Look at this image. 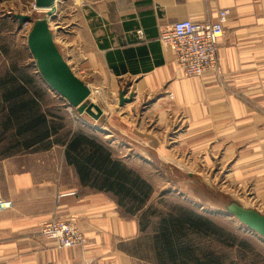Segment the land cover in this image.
I'll return each mask as SVG.
<instances>
[{
    "label": "crops",
    "instance_id": "obj_1",
    "mask_svg": "<svg viewBox=\"0 0 264 264\" xmlns=\"http://www.w3.org/2000/svg\"><path fill=\"white\" fill-rule=\"evenodd\" d=\"M221 9L228 16L218 42L219 74L184 77L160 34L176 20L215 22ZM77 19V37L60 52L91 95L107 89L114 103L112 117L101 119L107 132L126 143L149 127L162 135L156 127L173 109L193 151L220 150L227 176L253 186L254 209L264 214V0H89ZM121 92L132 97L122 106ZM130 117L132 124L124 120ZM60 165L43 174L37 166L0 163V199L13 206L0 211V264H150L130 253L136 220L122 216L108 194L64 185L63 170L75 177L62 157ZM50 220H72L82 243L57 248L40 234Z\"/></svg>",
    "mask_w": 264,
    "mask_h": 264
},
{
    "label": "rangeland",
    "instance_id": "obj_2",
    "mask_svg": "<svg viewBox=\"0 0 264 264\" xmlns=\"http://www.w3.org/2000/svg\"><path fill=\"white\" fill-rule=\"evenodd\" d=\"M87 1L89 2V0H58L56 3L54 15L49 20L54 42L59 51L60 48L65 51V47L71 46L77 37L79 32L78 9ZM33 5L34 0H0V78L6 73L8 67L14 66L21 70L23 75L33 73L36 80L45 85L27 48L26 39L32 24L31 22L19 24L13 18V15L17 14L30 16L31 21L43 18L45 12L34 10ZM65 31H68V34ZM99 89L93 90L91 96L97 97L94 103L103 113L108 114V119L112 117L108 110H112L114 103L109 101L105 87ZM55 97L58 96L55 95ZM53 99H45V105L52 111V114L56 113L57 117L65 119L63 121L54 120L60 125H65L58 136L59 139L65 137L69 130L77 126L95 132L110 147L115 159L123 162L153 186L154 193L150 206L164 210L166 206L172 207L177 203L186 204L198 213L213 216L220 221L221 225L231 226L238 236L237 241L230 240L223 244L224 247L219 248L222 255L232 260L245 255L248 259L259 258L260 264H264V240L246 227H242L225 210L231 202L250 209L258 206L259 202L256 201L252 191L253 186L249 184L241 187L233 177L227 176L226 173L230 168L219 162L220 150L212 151L208 148L193 151V143L191 145L187 143V136L182 133L186 129V124L180 129V117L172 115L173 109H169L171 110L168 113L169 118L156 127L166 133L156 134V129L149 127L147 132L141 135L138 134L139 132L133 134L136 139L126 143L107 132L106 126L103 125L104 120L94 122L86 114L80 115L76 110L70 109L65 101L63 103L58 98ZM61 103L65 104L64 108L61 107ZM124 120L131 124L134 121L131 117ZM2 132L4 131L0 126V163L13 161L17 168L19 165L33 168L37 166L43 174L56 173V168L61 166L60 159L63 153L61 145L42 144L35 148L24 149L23 145L17 144L13 138V130L3 134ZM139 135L146 138L141 141L137 139ZM152 138H157V144ZM194 145L197 146L196 143ZM63 171L65 172L61 174V182L64 185L68 187L78 185L80 192L82 190L83 193L89 191L80 187L78 181H74L75 176L74 179L70 177L67 170ZM211 244L215 249L218 248L217 244Z\"/></svg>",
    "mask_w": 264,
    "mask_h": 264
},
{
    "label": "trees",
    "instance_id": "obj_3",
    "mask_svg": "<svg viewBox=\"0 0 264 264\" xmlns=\"http://www.w3.org/2000/svg\"><path fill=\"white\" fill-rule=\"evenodd\" d=\"M5 72L0 78L2 134L13 130V138L24 149L61 145L64 163L72 169L79 186L110 195L122 216L136 220L139 236L130 250L132 255L150 264H260L259 258L243 255L232 260L221 254L219 248L230 240L237 241L238 236L231 226L221 225L213 216L198 213L186 204L177 203L164 210L150 206L153 186L115 159L95 132L77 126L59 139L65 125L54 120L65 119L52 114L45 105V99L54 100L48 88L33 73L23 75L14 66Z\"/></svg>",
    "mask_w": 264,
    "mask_h": 264
},
{
    "label": "water",
    "instance_id": "obj_4",
    "mask_svg": "<svg viewBox=\"0 0 264 264\" xmlns=\"http://www.w3.org/2000/svg\"><path fill=\"white\" fill-rule=\"evenodd\" d=\"M57 2L58 0H34L33 8L44 11L43 18L31 21L30 16L18 14L13 15V18L19 24L27 22L32 24L26 39L27 48L40 78L48 89L64 100L70 109L76 110L80 115L86 114L94 122H98L102 119L103 112L90 99V88L73 73L54 42L49 19L54 15L53 10ZM131 99V96L125 97V93L121 92L119 105L122 106ZM225 210L242 227H246L264 240V214L235 202L228 203Z\"/></svg>",
    "mask_w": 264,
    "mask_h": 264
},
{
    "label": "built area",
    "instance_id": "obj_5",
    "mask_svg": "<svg viewBox=\"0 0 264 264\" xmlns=\"http://www.w3.org/2000/svg\"><path fill=\"white\" fill-rule=\"evenodd\" d=\"M228 11L220 10L215 22L179 20L163 31L159 42L172 49L175 63L186 78L219 74L217 49L224 34ZM12 202L0 199V211L11 209ZM40 234L57 248L68 249L82 243V235L72 220H50L40 226Z\"/></svg>",
    "mask_w": 264,
    "mask_h": 264
}]
</instances>
